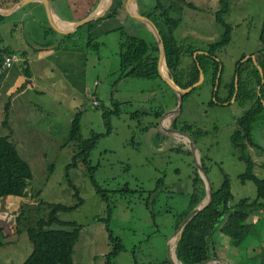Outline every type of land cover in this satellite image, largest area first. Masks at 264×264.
<instances>
[{
  "label": "rangeland",
  "instance_id": "374dc122",
  "mask_svg": "<svg viewBox=\"0 0 264 264\" xmlns=\"http://www.w3.org/2000/svg\"><path fill=\"white\" fill-rule=\"evenodd\" d=\"M12 1L17 0H7ZM187 1L196 4L198 9L188 7L184 0L167 2L166 6L173 7L171 16L179 20L173 33L183 45L203 50L224 32L215 17L221 3L220 0ZM140 3L143 11H150L155 0ZM230 3V12L224 19L234 28L233 38L218 53L223 77L228 80L244 53L250 57L262 48L260 37L264 24V0H230ZM13 22L12 16H7L0 23V47L10 45L20 60L24 58L23 51L32 48L26 47L21 38V24L15 22V28ZM110 22L120 26V22ZM135 34L149 44L156 41L154 32L143 21L138 22ZM119 39V31L98 34L92 40L94 46L85 51L89 61L86 68L82 56L63 51L53 58V64L47 60L29 64L35 87L22 94L16 90L29 82L22 79L23 62L5 69L0 77V135L12 133L11 140L34 171L26 196L0 199V226L5 227L0 264H23L33 251L27 230L23 232L17 220L21 207H36L41 200L73 205L78 200L71 182L78 187L84 202L62 218L83 226L74 254L78 264L105 263V254L111 249L108 227L124 244L116 264H172L168 243L172 256L173 237L178 228L175 227L189 207L193 178L196 171L200 173L199 161L214 190L228 177L234 195L232 205L237 206L244 199L250 202L257 199L255 183L243 182L240 177L246 171V163L232 143L238 120L250 106L232 99L210 105L213 88L207 78L184 97L181 109H175L178 94L161 78H121ZM223 92L221 88L219 97ZM93 97L99 106H95ZM9 101L13 104L9 121L12 132L3 124ZM105 107H119L109 134L102 117ZM77 112L81 113L84 138L102 135L90 156V164L96 167L97 181L109 191V204L113 208L110 217L108 204L93 186L88 167L80 165L68 172L66 169L75 151L74 145L67 141ZM162 119L163 122L170 120L169 127H173L174 119L177 127L186 123L193 125V131L187 133L193 142L165 129ZM197 131L202 133L196 134ZM251 139L259 148L249 145L247 153L254 162L255 173L264 177V114L253 124ZM49 165L54 166L52 171ZM200 175L207 189L208 180L204 174ZM248 222L254 224V230L240 245H233L228 237L218 233L217 252L228 262L224 260V264H259L256 254L264 246V210L259 207L249 210Z\"/></svg>",
  "mask_w": 264,
  "mask_h": 264
},
{
  "label": "trees",
  "instance_id": "16d2710c",
  "mask_svg": "<svg viewBox=\"0 0 264 264\" xmlns=\"http://www.w3.org/2000/svg\"><path fill=\"white\" fill-rule=\"evenodd\" d=\"M168 1L155 0L152 10L143 11L141 8L140 12L152 19L160 30L164 40L166 64L170 76L177 84L186 88L199 80L202 69L205 74V80L209 78L213 88L212 99L209 103L210 105H215L217 103L223 104L225 101L229 102L233 98L236 93L235 79L237 75L238 92L236 101L242 105L247 104L250 106L238 120V126L232 135V143L239 150L240 159L246 163V171L240 177L243 182L251 180L255 183L257 199L253 202L244 199L239 205H232L231 202L234 199V195L230 181L225 176L220 188L213 189L212 202L198 212L187 224L176 246L175 254L180 263L195 264L211 257H218L217 250L220 237H218V233L228 237L233 245L244 243L254 230V224L248 222L249 210L256 207L264 210V177H260L255 173L254 162L247 153L249 145L258 147L251 139V131L255 121L264 114V77H262L252 55L243 61L247 57V54L244 53L237 61L234 73L229 80L223 77V70L221 69L218 90L215 92L217 76L220 66H222V61L218 59V53L226 48L233 38L232 32L234 28L224 19V15L229 13L231 9L230 0H220L221 8L215 13L217 23L224 28L221 38L208 44L207 48L203 50H199L194 46L183 45L175 38L173 27L179 24V20L171 16L170 13L173 7L171 4L166 6L168 5ZM184 2L188 7L198 9L197 5L193 2L187 0H184ZM118 8L119 5L116 3L107 15H115ZM6 17L0 14V23L5 22ZM88 25H91V23ZM14 26L17 28L16 24ZM118 30L120 32L121 78L126 76L136 78L158 77L169 86L159 74L158 60L160 48L157 39L155 43L149 44L145 39L137 36L135 32L128 30L127 25L121 26ZM42 32L46 40H48L46 46L52 45L54 41L49 39L50 35L54 40L57 32L51 27L43 29ZM70 36L65 34L62 38L63 43ZM260 41L262 48L258 49V52L253 55H255L258 65L264 71V24ZM28 43L33 47L31 41ZM88 45L90 46L91 44L88 43ZM199 51L203 52L200 53ZM196 52L199 53L195 57ZM12 54L17 55L18 53L10 45L0 47V77L3 75L5 69L21 61L25 65L23 69L24 76L30 78L31 70L27 51L24 50L22 53L24 58L21 56L22 59L17 60L11 66H7L5 64V56ZM221 88L224 89V95L219 97ZM21 90L22 87L18 89V91ZM213 97L218 102L215 99L213 100ZM94 98L97 99L96 97ZM93 103L95 106L100 105L99 102H97L98 104ZM12 105L11 101L6 104V114L3 122L6 128H11L10 132L13 130L9 123L11 121ZM117 108H103L102 117L108 127V134L112 130L113 116L119 114V109ZM176 119L172 123L173 127H177ZM177 128L182 129L185 133L192 132L194 129L193 125L188 123ZM200 133L202 132L197 131L196 134ZM11 134L0 135V199L23 198L26 196L30 181L34 178L31 164L22 156L17 144L11 140ZM101 136L99 134H92L88 138H84L82 136L81 113L77 112L70 126L69 139L67 141V144L72 143L74 145L75 151L72 162L67 165L66 169L68 172L80 165L88 167L93 186L101 198L108 204L107 208L110 217L113 208L109 204V191L97 181L95 175L96 167L90 164V156L97 147ZM201 160L203 161V157H201ZM49 169L52 171L54 166L49 165ZM192 183L193 192L190 197L189 207L183 211L175 228L181 224L191 210L201 203L207 195L206 184L198 171H196ZM71 186L75 190L74 197L78 200L73 205L41 200L36 207L25 205L21 207L22 210L17 220L23 226V232L27 230L28 239L33 245L32 253L23 264H78L74 258V254L83 226L75 220L62 218L63 214L78 209L84 202L83 198L80 197L78 187L73 182H71ZM107 229L110 232L108 240L111 249L105 254L104 264H116L115 260L120 252L124 250V244L121 237L115 236L109 227ZM2 239H5L4 226H0V248L3 246ZM256 258L259 264H264V246L261 251L257 252Z\"/></svg>",
  "mask_w": 264,
  "mask_h": 264
},
{
  "label": "crops",
  "instance_id": "0c3cea01",
  "mask_svg": "<svg viewBox=\"0 0 264 264\" xmlns=\"http://www.w3.org/2000/svg\"><path fill=\"white\" fill-rule=\"evenodd\" d=\"M20 1L21 0H17L8 3L7 0H0V10L7 12ZM47 2L54 25L60 30L67 32V35H71L65 43L62 41L65 34L55 30L50 23L43 0H34L25 5L18 6L12 11L10 10L11 12L9 11V14H5V16H12L14 24L15 22L21 24V38L24 40L23 42L26 44V47H31V44L28 43L31 40V42H33L32 44H36V46L33 45V47H31L32 50H29V48L25 49V51H27L29 63L33 65H37L39 62L46 60L53 64V58H56L57 55L63 51L71 55L76 54L80 57L82 56L86 68V63L89 61L85 51L89 47L94 46V42H92V40L97 37L98 34L119 31L118 29L121 26L126 25L128 22V30L136 32L138 22L142 21L130 14L131 11L140 12L141 0H113V5L108 9V11H106L104 15L97 18H92L91 16L105 12L108 6V0H47ZM116 3H118L119 8L115 12V15H107ZM110 21L120 22V26H115L114 24H111ZM89 23H91V25H88ZM48 27L53 28L57 33L55 34L54 40L51 35L49 38L52 39L54 43L46 46V42H48V40H46L42 31ZM31 36L32 38L30 39ZM33 37L36 38L37 41H34ZM88 43L91 45L89 46ZM95 45L99 44L95 43ZM34 67L35 69L38 68V66ZM86 71L87 70H85L83 74L84 85L88 82V79L85 77ZM33 76L32 72V78L23 76L22 79L29 82L22 85V90H17V94H22L23 92L25 93L35 87V84L33 83ZM23 108H26V106Z\"/></svg>",
  "mask_w": 264,
  "mask_h": 264
},
{
  "label": "water",
  "instance_id": "95a60500",
  "mask_svg": "<svg viewBox=\"0 0 264 264\" xmlns=\"http://www.w3.org/2000/svg\"><path fill=\"white\" fill-rule=\"evenodd\" d=\"M34 0H21L20 2L16 3L12 8H10V10H14L16 7L18 6H22V5H25L29 2H32ZM43 2L45 3V6H46V10H47V13H48V19L50 21V23L52 24L53 28L55 30H57L58 32H62L64 34H66L67 32L65 31H62L60 30L59 28H57L54 23L52 22V18H51V13H50V9H49V6H48V2L47 0H43ZM113 5V0H108V6L105 10V12L101 13V14H97V15H94V16H91L92 18H97L101 15H104L106 13V11H108V9ZM9 10V11H10ZM9 11L7 12H2L0 11V14H9ZM10 11V12H11ZM131 16L135 17V18H138L140 20H142L143 22H145L150 28L151 30L154 32L155 36H156V39L159 43V48H160V54H159V60H158V70H159V74L160 76L166 81V83L178 94V98H179V102L176 106L175 109H181L182 107V104H183V100H184V97L186 94H188L189 92H191L194 88H196L198 85H200L202 82H204L205 80V74H204V71L201 69V73H200V78L199 80L194 83L193 85L189 86V87H182L180 86L179 84H177L175 82V80L169 75L168 73V76H165L163 71H162V62L165 61L166 63V51H165V45H164V40H163V37L160 33V30L158 29L157 25L155 24V22L150 19L148 16L146 15H143L141 14L140 12L138 11H131L130 12ZM200 53H202L203 51H199ZM199 52H196L195 53V57L197 56V54ZM252 58L254 59L255 63L257 64V67L258 69L260 70L261 72V75L262 77H264V71H263V68L258 65L257 61H256V57L255 55H252ZM246 59H248V56L245 57L243 59V61H245ZM167 65V64H166ZM168 68V67H167ZM221 69H222V66H220V70H219V73H218V76H217V81H216V86H215V89L214 91L217 92L218 90V85H219V81H220V75H221ZM235 85H236V93L234 94L233 98H232V101H235L236 100V97H237V92H238V76L236 75V79H235ZM216 100V98H214ZM217 101V100H216ZM228 103V102H227ZM160 121H161V118H160ZM169 130H173L175 132H178L180 134H184L186 136H188L190 138V140L193 142L192 138L189 136V134L185 133L182 129L180 128H177V127H169L168 128ZM191 148L193 149L192 145H191ZM194 151V149H193ZM198 167H199V170H200V173L208 180V183L209 185H207V195L206 197L207 200L204 202L202 201L201 203H199L188 215L187 217L181 222V224L178 226V228L175 230L178 232L179 236H178V240L176 242V245L174 247V252H175V249H176V246L178 244V241L185 229V227L187 226V224L192 220V218L198 213L200 212L201 210H203L206 206H208L211 202H212V199H213V187H212V183L210 181V179L208 178V175H207V172L206 170L204 169L202 163L199 161L198 162ZM206 180V181H207ZM174 231V232H175ZM174 232L173 234L171 235V237L169 238V242H171V239H172V236L174 235ZM169 245V259L171 261L172 264H176L175 261L173 260L172 256H170V243H168ZM176 256V254H175ZM176 260L178 261L177 257H176ZM226 261V259L224 258H220V257H211V258H208V259H205V260H202L198 263H195V264H210V263H214L216 262L217 264H224L223 261ZM179 262V261H178ZM227 262V261H226ZM228 263V262H227ZM182 264V263H181Z\"/></svg>",
  "mask_w": 264,
  "mask_h": 264
},
{
  "label": "bare ground",
  "instance_id": "6f19581e",
  "mask_svg": "<svg viewBox=\"0 0 264 264\" xmlns=\"http://www.w3.org/2000/svg\"><path fill=\"white\" fill-rule=\"evenodd\" d=\"M162 71H163V73H164V75L165 76H168V71H167V65H166V63H165V61H163L162 62ZM165 117H167V116H165ZM164 117V118H165ZM163 118V119H164ZM162 119V124H163V127L164 128H167V127H169V122H170V120H168L167 122L165 121V122H163L164 120ZM183 136H185L187 139H189V137L188 136H186V135H184V134H182ZM178 236H179V234H178V232L174 235V242L172 243V248H171V255H172V258H173V260L175 261V263L176 264H181L180 262H178L177 260H176V256H175V252H174V247H175V245H176V242H177V240H178Z\"/></svg>",
  "mask_w": 264,
  "mask_h": 264
},
{
  "label": "built area",
  "instance_id": "2783aa9c",
  "mask_svg": "<svg viewBox=\"0 0 264 264\" xmlns=\"http://www.w3.org/2000/svg\"><path fill=\"white\" fill-rule=\"evenodd\" d=\"M17 55L15 54H12V55H9V56H5L6 60H5V64L7 66H11L13 65L18 59H17ZM95 103H97V100L95 99Z\"/></svg>",
  "mask_w": 264,
  "mask_h": 264
}]
</instances>
